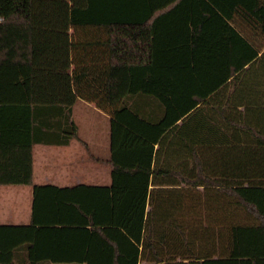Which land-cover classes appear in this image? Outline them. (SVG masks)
<instances>
[{
  "label": "trees",
  "instance_id": "1",
  "mask_svg": "<svg viewBox=\"0 0 264 264\" xmlns=\"http://www.w3.org/2000/svg\"><path fill=\"white\" fill-rule=\"evenodd\" d=\"M228 1L0 0V186L79 140L78 101L111 123L110 185L49 197L84 253H36V227L0 234V264H264V0Z\"/></svg>",
  "mask_w": 264,
  "mask_h": 264
},
{
  "label": "crops",
  "instance_id": "2",
  "mask_svg": "<svg viewBox=\"0 0 264 264\" xmlns=\"http://www.w3.org/2000/svg\"><path fill=\"white\" fill-rule=\"evenodd\" d=\"M200 1V6L198 8V11L204 12V13H211V14H219L226 12L227 9L231 10L232 5L228 0H199ZM242 7L239 6L235 8V11L237 12H242ZM226 20H224V23ZM223 23H220L222 25ZM230 25V23H228ZM231 26V25H230ZM210 28H214L215 25L210 24ZM93 28H86L85 31H92ZM70 35L73 34V29L70 30ZM220 88V85H216L212 91L210 92L213 93L214 91L218 90ZM190 91L194 92L193 89L189 88ZM199 91V90H198ZM189 99V98H188ZM192 102V101H191ZM86 103V102H85ZM88 106H93L94 110L98 111L95 107L94 104L92 103H87ZM189 104V101H188ZM98 113H102L98 111ZM72 119H73V112H72ZM110 120V118H109ZM79 139V138H78ZM70 141L69 145L67 146H54V147H69L71 142ZM81 143V145L85 148V150L90 151L87 143L79 140H76ZM86 144V147L84 144ZM41 144H35L32 146V159H33V181L32 185L30 186H3L6 188H3L0 192V229H4L3 231H0L1 233H4V235L9 239L11 235L14 232L21 231L24 232L25 230L28 229H34L36 227L40 228H46L47 232L43 233L42 236L45 237L46 241L44 244H39L35 249L36 253H41L45 254L48 253L50 254H61V253H75V254H83L84 253V226L74 230L73 232H66V231H61L59 233H56L53 231L54 227H58L57 225V220L52 217V211L54 208H52L49 203V197L51 193H55V190H61V189H72L74 187H83V186H89V184L84 185L80 182H67L65 179L59 178L58 180L53 176L50 178H47V172L43 171L42 166V159L43 155L48 154V151L40 150L38 152H35V149L37 146ZM45 146V145H43ZM41 155L42 158L40 159V163L38 164L37 162V156ZM95 157V156H94ZM99 160H107V159H100L98 157H95ZM101 164V163H98ZM103 165V164H101ZM105 167H108L104 165ZM109 168V167H108ZM110 169V168H109ZM52 170V169H51ZM111 171V170H110ZM111 183V180L108 184H96V185H91L95 187H105L109 186ZM1 188V187H0ZM40 190L42 189L44 193H40L41 191H36V189ZM2 197L9 202V208L7 210H3L2 208ZM5 202V200H4ZM6 203V202H5ZM35 207L37 212L35 215V222H34V211ZM69 228H73V225L70 224L68 226ZM56 239H63L66 237H69L71 240L65 245H60L57 244ZM5 237V238H6ZM80 239V240H79ZM52 240V241H51ZM79 240V242H78ZM44 264H55V262H41ZM66 264V263H64Z\"/></svg>",
  "mask_w": 264,
  "mask_h": 264
},
{
  "label": "rangeland",
  "instance_id": "3",
  "mask_svg": "<svg viewBox=\"0 0 264 264\" xmlns=\"http://www.w3.org/2000/svg\"><path fill=\"white\" fill-rule=\"evenodd\" d=\"M73 120L77 126L78 138L87 143L90 151H86L81 143L76 140H73L69 147L39 145L35 152L48 151V154L43 155V171L47 172V178L53 176L57 180L62 178L74 184L80 180L83 185L84 183L89 184L90 187H95L91 185L96 184H108L111 180L110 169L90 160V155L100 159L109 158L111 129L109 117L103 113H98L93 106L78 101L73 107ZM36 156L39 164L42 156L38 154ZM0 187V192L6 188ZM1 200L3 210L8 211V200L3 197ZM85 231L86 228H84V234Z\"/></svg>",
  "mask_w": 264,
  "mask_h": 264
}]
</instances>
